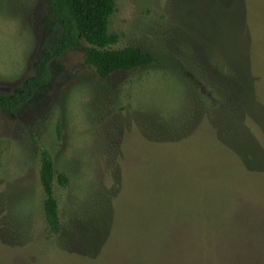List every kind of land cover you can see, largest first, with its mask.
<instances>
[{"label": "rangeland", "instance_id": "obj_1", "mask_svg": "<svg viewBox=\"0 0 264 264\" xmlns=\"http://www.w3.org/2000/svg\"><path fill=\"white\" fill-rule=\"evenodd\" d=\"M100 77L79 49L16 115L0 111V264H264V0H115ZM61 33L49 0H0V94ZM61 241L47 237L39 148Z\"/></svg>", "mask_w": 264, "mask_h": 264}, {"label": "trees", "instance_id": "obj_2", "mask_svg": "<svg viewBox=\"0 0 264 264\" xmlns=\"http://www.w3.org/2000/svg\"><path fill=\"white\" fill-rule=\"evenodd\" d=\"M115 7V0H49L50 13L60 25L61 33L40 54L34 74L16 91L0 94V111L16 115L36 91L50 81V63L72 49H79L84 64L106 79L153 64L154 57L138 47L113 48L119 35L108 33L107 27ZM39 162L38 181L43 193L41 208L46 235L61 241L66 227L60 219L54 183L66 187L70 180L65 172L55 168L51 154L44 147L39 148Z\"/></svg>", "mask_w": 264, "mask_h": 264}]
</instances>
